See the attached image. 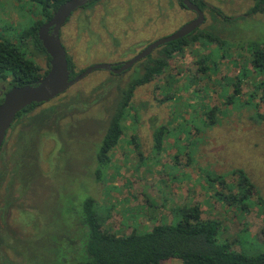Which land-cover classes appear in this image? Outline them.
<instances>
[{
    "label": "rangeland",
    "instance_id": "374dc122",
    "mask_svg": "<svg viewBox=\"0 0 264 264\" xmlns=\"http://www.w3.org/2000/svg\"><path fill=\"white\" fill-rule=\"evenodd\" d=\"M205 1L231 18L217 20L204 10L201 28L214 25L225 45L191 41L160 75L135 89L100 180L93 178L92 168L114 100L116 81L101 87L115 78L110 71H92L14 120L0 154V264L80 260V229L72 218L85 196L94 198L103 229L118 235L174 222L175 207L198 201L202 218L221 221V240L246 255L264 249V70L253 66L247 48L250 41L264 42V15L243 16L252 0ZM194 17L179 0H98L76 9L60 38L78 74L96 63L128 60ZM32 18L28 6L0 0L1 35L14 40L6 26L17 28ZM27 51L43 72L46 56L32 46ZM137 63L117 80L130 78ZM236 85L239 94L227 102ZM54 104L62 110L59 116L40 114ZM210 108L214 123L205 114ZM156 125L165 128L160 150L153 148ZM239 170L247 174L251 190ZM214 176L221 181H212ZM218 192L246 193L247 209L229 206Z\"/></svg>",
    "mask_w": 264,
    "mask_h": 264
},
{
    "label": "trees",
    "instance_id": "16d2710c",
    "mask_svg": "<svg viewBox=\"0 0 264 264\" xmlns=\"http://www.w3.org/2000/svg\"><path fill=\"white\" fill-rule=\"evenodd\" d=\"M16 1L21 9L28 6L29 14L33 18L17 28L6 26L15 36L14 40L0 34V81L5 86L4 90L0 88V102L4 93L12 86L33 84L47 72L49 55L38 38V28L48 21L57 7L66 0ZM97 1L90 0L83 7L91 6ZM192 1L203 11L208 10L214 18L218 16L225 20L231 19L219 9L209 6L205 0ZM252 1L253 6L243 16L256 13L264 15V0ZM179 5L184 7L180 0ZM198 39H206L219 48H222L226 43L220 31L214 25L208 28L200 27L182 38L170 41L155 49L150 55L137 63L139 67L133 71L134 73L130 78L126 77L123 81L117 80L121 73L110 72V75L115 78L108 77L106 81H103L101 87L109 81L115 80L116 83L114 84V100L109 105V114L103 133L94 149L93 163L95 165L92 168V176L96 181L101 179L102 173L111 162L112 149L121 137L122 119L135 89L160 75L175 52L181 51L189 42ZM29 46L46 56V68L43 72H41L40 66L28 55L27 49ZM247 48L252 56L253 66L258 70H264V42L250 41ZM67 60L69 67H71L72 62L68 54ZM71 74L72 77L76 75L73 70H71ZM110 86L112 87V85ZM238 87L239 85H236L233 93L227 96V102H232L234 96L239 94ZM84 100H87V98L84 97ZM39 104L41 103H31L20 110L15 121L26 117ZM60 112L62 110L59 105L54 104L43 109L40 114L50 118L55 113V116H59ZM214 113V108L206 111L205 114L210 120L209 123H214ZM164 134L165 128L162 126L152 127L154 150L161 149ZM239 173L242 181L251 190L252 187L247 174L241 170H239ZM220 178V176H214L210 179L214 181ZM217 194L229 206L237 207L241 211L246 210L248 207L246 202L248 197L244 192L227 195L218 192ZM173 213L174 222H161L142 232L134 231L126 235H118L103 229L102 219L97 212L94 198L85 196L79 203L78 213L74 209L72 218L76 222V227L80 229L76 252L79 250V257L82 258L69 264H160L162 260L168 258H177L181 260V264H264V249L253 255H246L234 249L230 242L221 240V221L217 218H202L198 201H194L189 205L177 206L174 208ZM261 233L264 237V228ZM69 258L71 259V256Z\"/></svg>",
    "mask_w": 264,
    "mask_h": 264
},
{
    "label": "water",
    "instance_id": "95a60500",
    "mask_svg": "<svg viewBox=\"0 0 264 264\" xmlns=\"http://www.w3.org/2000/svg\"><path fill=\"white\" fill-rule=\"evenodd\" d=\"M182 5L193 11L195 17L183 23L168 35L161 36L144 46L132 58L119 64L96 63L86 67L75 77H70L71 69L67 60V52L60 38V29L78 8L88 4L90 0H66L54 11L52 17L38 28V38L49 55L47 72L33 84L12 86L7 90L0 102V148L8 129L14 122L17 113L31 103L48 102L63 94L70 86L94 70L104 69L113 73H121L143 60L160 46L182 38L200 28L205 21L204 11L192 0H180Z\"/></svg>",
    "mask_w": 264,
    "mask_h": 264
},
{
    "label": "flooded vegetation",
    "instance_id": "af4514ba",
    "mask_svg": "<svg viewBox=\"0 0 264 264\" xmlns=\"http://www.w3.org/2000/svg\"><path fill=\"white\" fill-rule=\"evenodd\" d=\"M70 69L73 70V69H72V66L70 67ZM78 74H79V73H78ZM71 75H72V74H71V72H70V77L73 78V77H75L77 74H76L75 76H73V77H72ZM6 135H7V134H6ZM6 140H7V139H6V136H5V139H4V141H3V143H2V146H1V148H0V154H1V151L5 148V145L7 144V143H6ZM0 177H1V176H0ZM0 179H1V178H0Z\"/></svg>",
    "mask_w": 264,
    "mask_h": 264
}]
</instances>
